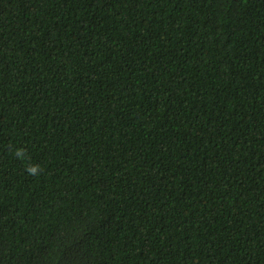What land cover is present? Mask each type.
I'll use <instances>...</instances> for the list:
<instances>
[{
    "label": "trees",
    "instance_id": "trees-1",
    "mask_svg": "<svg viewBox=\"0 0 264 264\" xmlns=\"http://www.w3.org/2000/svg\"><path fill=\"white\" fill-rule=\"evenodd\" d=\"M0 264H264V0H0Z\"/></svg>",
    "mask_w": 264,
    "mask_h": 264
},
{
    "label": "clouds",
    "instance_id": "clouds-1",
    "mask_svg": "<svg viewBox=\"0 0 264 264\" xmlns=\"http://www.w3.org/2000/svg\"><path fill=\"white\" fill-rule=\"evenodd\" d=\"M31 171H32V172H35V169L33 168Z\"/></svg>",
    "mask_w": 264,
    "mask_h": 264
}]
</instances>
